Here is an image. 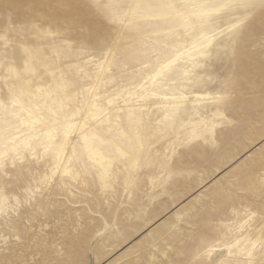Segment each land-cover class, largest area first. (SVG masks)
I'll return each instance as SVG.
<instances>
[{
  "label": "rangeland",
  "instance_id": "1",
  "mask_svg": "<svg viewBox=\"0 0 264 264\" xmlns=\"http://www.w3.org/2000/svg\"><path fill=\"white\" fill-rule=\"evenodd\" d=\"M72 2L66 14L0 0V35L26 26L24 46L36 64L35 91L15 105L14 81L0 70V174L6 168L13 177L0 179V258L123 264L143 249L151 264L176 254L170 241L179 233L188 246L178 259L242 260L229 256V246L239 252L259 236L258 223L245 224L259 196L233 181L251 167L246 184L264 175L260 0L249 10L212 12L197 28L179 19L145 20L135 8L139 0H105L113 5L106 12L94 0ZM169 28L180 39L166 55L180 71L160 86L137 61L159 47L158 33ZM98 36L115 37L119 46L109 50ZM9 53L23 65L22 48ZM126 65L141 70L133 74ZM94 93L103 113L83 120ZM76 109L81 116L72 120ZM84 121L82 135L65 142L67 124ZM21 167L23 185L14 179ZM217 188L220 201L203 208L204 219L185 232L189 210ZM205 248L211 255L200 256Z\"/></svg>",
  "mask_w": 264,
  "mask_h": 264
},
{
  "label": "snow or ice",
  "instance_id": "2",
  "mask_svg": "<svg viewBox=\"0 0 264 264\" xmlns=\"http://www.w3.org/2000/svg\"><path fill=\"white\" fill-rule=\"evenodd\" d=\"M20 7L28 8L32 12H46L65 11L66 14L70 13L74 8L72 0H15ZM98 10V12H106L112 8L111 3H106L105 0H94L92 5ZM256 5L254 0H139L135 5L138 12L141 13L142 18L145 20H158V21H172L179 19L186 27L197 28L202 27L205 22V18H211L212 12H221L225 10H249ZM261 8H264V0H260ZM11 7V5H9ZM34 27V26H33ZM27 28L22 25L19 29H9L3 35H0V41H2L3 54L0 55V70L5 71V79H11L14 81L13 86L9 89V94L13 105L21 100H24L26 96H31L35 91L33 88L34 79L36 74V64L33 57V49L24 46V35H26ZM13 32L15 36L13 37ZM167 33H171L172 38L169 39ZM158 35L163 36V42L157 49H152L141 53L144 59L138 60L137 63L141 64L142 69L149 70L152 75L151 79L154 84L164 86L169 81L175 82L173 76L179 73L178 60L176 58L166 55L167 48L174 43L175 40L180 39L179 34L173 29H167V32H159ZM97 42L101 40L109 46L111 50L112 46H119V40L115 37H103L98 36ZM22 48L25 60L23 65L19 64L14 56L10 55V48ZM152 57L156 58V62H152ZM131 68L133 74L137 73L141 69H137L134 65H126ZM23 164V162H21ZM3 167V165H0ZM15 167V164L13 165ZM251 167V166H250ZM259 167L264 172V153H261L259 158ZM255 167H251V171H241L237 174L234 185L239 187H246L253 194L259 196L258 206H254L253 209L247 213L246 225L255 226L259 224V236L249 241V245L242 251L233 252L232 249L236 245L229 246V256L239 255L242 256V260L233 261L226 260L225 264H264V175L258 184H246L251 172H254ZM27 178L23 167L21 172L18 173L14 179L23 185L24 180ZM0 179H3L5 183L13 179L8 175V170L4 168V172L0 174ZM223 196L221 189H213L205 193V199L200 205H195L189 210L188 213V225L185 232L191 231L194 225H198L203 219V208L216 204ZM173 245L175 253L169 252L167 257L160 260H153L151 264H205L201 259L184 260L178 259L177 254L182 252L184 247H187V240L184 235L175 233L173 235V241H170ZM239 243V242H237ZM199 251V250H197ZM200 256L211 255V252L205 248L203 252L199 253ZM0 264H65L62 261H53L45 259H36L30 262L12 260L7 256L0 258ZM123 264H148L144 259L143 249L134 250Z\"/></svg>",
  "mask_w": 264,
  "mask_h": 264
},
{
  "label": "bare ground",
  "instance_id": "3",
  "mask_svg": "<svg viewBox=\"0 0 264 264\" xmlns=\"http://www.w3.org/2000/svg\"><path fill=\"white\" fill-rule=\"evenodd\" d=\"M28 10V9H27ZM78 10V9H77ZM80 10V9H79ZM97 91V90H96ZM97 93V92H96ZM196 97H198V98H202L203 97V95L202 94H199V95H197ZM98 95L97 94H93L92 95V97L89 99V102L87 103V105H86V110L84 111V113H83V120H87L91 115H95V116H97V115H100V114H102L103 113V111H101V109L99 108V105H98ZM109 103H111V102H109ZM166 108V107H165ZM96 111V112H100L99 114L98 113H93V111ZM81 111L79 110V109H76V113L74 112V113H70V114H68V117L70 118V117H72V120L73 119H75V117H77V116H81ZM85 127H86V124H85V121L83 122V124L82 125H78V123L77 122H70V123H68L67 124V126L65 127V138H64V141L66 142L67 140H68V138L75 132L76 133V135H77V137L79 136H81L82 135V133H83V131H84V129H85ZM51 133H54L55 135L57 134V130L56 129H52V130H50L49 132H47V134H49L51 137H52V135H51ZM47 151V150H46ZM103 159L101 158L99 161H102ZM64 173L65 174H68L69 172H68V167L67 166H65L64 167ZM106 173H107V171L103 174L104 176L106 175Z\"/></svg>",
  "mask_w": 264,
  "mask_h": 264
}]
</instances>
